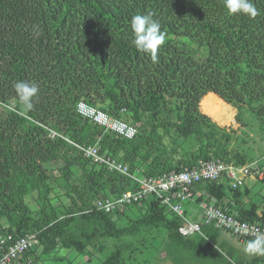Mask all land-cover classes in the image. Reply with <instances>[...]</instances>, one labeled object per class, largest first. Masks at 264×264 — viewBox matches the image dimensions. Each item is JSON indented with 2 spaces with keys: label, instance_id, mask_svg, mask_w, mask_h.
<instances>
[{
  "label": "trees",
  "instance_id": "1",
  "mask_svg": "<svg viewBox=\"0 0 264 264\" xmlns=\"http://www.w3.org/2000/svg\"><path fill=\"white\" fill-rule=\"evenodd\" d=\"M253 3L255 18L229 15L224 0H0V227L19 236L38 232L39 243L31 251L36 264H63L68 257L63 250L84 256L91 247L103 250L105 238L120 239L142 227L166 229L163 247L172 264H188V257L203 264L263 260L258 255L248 260L225 235L234 233L204 218V235H183L181 217L156 196L110 213L97 210V199L136 190L140 183L93 163L70 141H99L102 152L142 176H160L200 159L239 165L258 159L245 150L233 156V136L201 110L202 103L210 114L212 102L247 109L261 122L264 140V0ZM147 13L165 33L155 61L131 43L132 17ZM17 81L38 85L32 110L23 111ZM209 92L227 103L206 96ZM80 100L126 119L138 134L126 139L83 117L76 111ZM52 131L58 134L53 137ZM262 154L264 166V149ZM57 159H63L57 166L60 175L48 172ZM75 169L91 185L89 199L76 184ZM59 177L72 197L64 211L47 201ZM21 186L22 192L17 190ZM196 186L193 202L198 206L229 198L231 212L264 221L262 203L243 202L251 198L245 185L234 188L224 178ZM35 189L39 217L24 201V194ZM140 204L142 214L131 219L132 225H119L118 218ZM132 245L115 244L100 264H128L124 251Z\"/></svg>",
  "mask_w": 264,
  "mask_h": 264
},
{
  "label": "built area",
  "instance_id": "2",
  "mask_svg": "<svg viewBox=\"0 0 264 264\" xmlns=\"http://www.w3.org/2000/svg\"><path fill=\"white\" fill-rule=\"evenodd\" d=\"M76 111L85 118L103 126L107 131L114 132L126 139H133L138 134V127L122 117H116L109 112L80 100ZM58 133L52 131L55 137ZM66 138V137H65ZM69 140L68 138H66ZM78 146L91 161L99 166H106L111 171H118L131 176L140 184L136 190H127L119 196L97 199L94 204L97 210L113 212L118 206L140 203L156 196L169 210L179 215L182 224L180 232L185 236L201 233L200 220L191 219L187 213V205L194 200L197 184L210 180L221 181L227 178L234 188L244 186L250 177L264 179V166L261 159L239 165L226 162L224 159H200L192 166L174 170L160 176H147L132 173L128 164L111 153L102 152L100 142L82 144L70 140ZM229 202L224 198L220 204L216 200L203 201L199 204L203 218L208 223L230 231L241 239H254L257 234L264 233V221L245 220L227 207ZM39 243L38 232L16 235L14 232L0 227V264H36L35 256L31 253Z\"/></svg>",
  "mask_w": 264,
  "mask_h": 264
},
{
  "label": "rangeland",
  "instance_id": "3",
  "mask_svg": "<svg viewBox=\"0 0 264 264\" xmlns=\"http://www.w3.org/2000/svg\"><path fill=\"white\" fill-rule=\"evenodd\" d=\"M188 46V45H187ZM191 54L193 50L188 46L187 48ZM207 55V52H206ZM197 56H205V53H197ZM223 100V99H222ZM226 102L225 100H223ZM227 103V102H226ZM210 114L204 110L201 103V110L208 114L212 120L219 125L227 132L233 136L232 138V150L234 151L232 155L236 152L248 151L254 158L262 157V149H264V140L262 139L263 131L261 127V122L257 117L247 109H237L235 106L227 103L226 107H222L218 102L211 103ZM240 113V120L237 118V114ZM146 122V120H145ZM71 138V137H69ZM169 141V138L167 139ZM176 159L178 158L175 156ZM58 165H63V159H57L52 162L48 167V172L56 173L60 175V172L57 170ZM79 169V167H78ZM74 178L77 179V185L83 196L89 199L93 195V190L90 188L88 179L86 175L82 172L78 173L75 169ZM54 179L55 176H52ZM64 180L61 177L54 180V188L50 193L47 201L50 203V208L53 207L58 211H64L68 203L72 202V197L66 193V188L62 186ZM261 187L264 188V183L261 182ZM24 187H17L18 191H23ZM112 190V188H109ZM113 194V193H112ZM264 196V189L262 192H258L257 189H253L251 194V199L261 202ZM25 203L30 205V211L35 217L41 216L40 205L37 202V190L29 191L24 194ZM142 204L132 207V209L125 215L118 218L119 225L127 226L132 225V220L135 217H138L142 214L143 209H141ZM144 208L146 206H143ZM116 216V215H115ZM191 219H194L193 216H189ZM226 237L239 248V252L246 256L248 260H251L254 256H261L263 260H260L258 264H264V254H249L244 251V247L247 240L241 239L238 236H234L231 233L226 232ZM167 239V231L164 228H146L142 227L139 231L135 233L125 234L122 238L116 239L113 237H107L103 242L105 248L98 249L92 248L89 254L82 255L78 252H70L63 250V254H66L68 257L63 259V264H100L101 259L105 257L106 254H109L114 248L115 244L121 243H131L132 248L126 249L124 251L125 258L128 264H172L169 256L166 254L165 240ZM78 253V254H77ZM75 258V260H74ZM190 261L188 264H203L198 262L195 259L188 257ZM72 263H70V261ZM38 264H44L42 261H39ZM62 264V263H61Z\"/></svg>",
  "mask_w": 264,
  "mask_h": 264
},
{
  "label": "clouds",
  "instance_id": "4",
  "mask_svg": "<svg viewBox=\"0 0 264 264\" xmlns=\"http://www.w3.org/2000/svg\"><path fill=\"white\" fill-rule=\"evenodd\" d=\"M224 7L229 15H247L251 18L258 15L253 0H224ZM130 23L133 34L131 43L139 52L150 55L155 61L165 42V33L159 21L152 13H147L134 15ZM14 88L23 111L32 110L39 93L38 85L34 82L17 81ZM244 251L249 254H264V233L257 234L254 239L249 240Z\"/></svg>",
  "mask_w": 264,
  "mask_h": 264
},
{
  "label": "crops",
  "instance_id": "5",
  "mask_svg": "<svg viewBox=\"0 0 264 264\" xmlns=\"http://www.w3.org/2000/svg\"><path fill=\"white\" fill-rule=\"evenodd\" d=\"M210 95H214V96H216V97H218L219 99L222 100V98L218 94H216L214 92H209L206 96H210ZM261 182L264 183V179H260V178L258 179V178H255V177H250L249 179H247L245 187L251 189V194L253 193V189H255V190L257 189L258 192H262L264 188L261 187ZM197 196H199V193H198ZM250 199L251 198L246 196V197L243 198V202L246 204V203H248L250 201ZM226 200L228 202H230L229 198H226ZM259 203H262L261 205H264V196H263V199L261 200V202H259ZM187 211H188L187 215L188 216H193V218L195 220H202L203 219V215L201 213L200 207L196 204V202H193V201L189 202L188 205H187Z\"/></svg>",
  "mask_w": 264,
  "mask_h": 264
}]
</instances>
